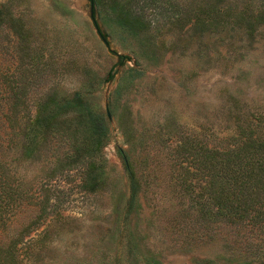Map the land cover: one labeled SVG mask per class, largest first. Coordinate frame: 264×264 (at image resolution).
I'll use <instances>...</instances> for the list:
<instances>
[{
  "label": "rangeland",
  "instance_id": "obj_1",
  "mask_svg": "<svg viewBox=\"0 0 264 264\" xmlns=\"http://www.w3.org/2000/svg\"><path fill=\"white\" fill-rule=\"evenodd\" d=\"M100 1L93 0L95 17L112 49L97 35L88 2L0 0L12 20L0 27V108L9 75L31 113L48 94L79 92L109 129L96 158L101 186L88 191L83 166L65 165L72 151L61 138L60 171L51 175L53 156L19 155L0 123V171L36 194L49 188L60 210L47 246L22 264H264L236 229L198 221L178 185L184 168H193L179 154L182 141L220 145L237 125L264 118V24L250 34L240 26L208 32L167 23L133 35ZM63 119L77 136L75 115ZM120 150L141 184L131 208ZM34 213L30 205L17 208L15 228Z\"/></svg>",
  "mask_w": 264,
  "mask_h": 264
},
{
  "label": "trees",
  "instance_id": "obj_2",
  "mask_svg": "<svg viewBox=\"0 0 264 264\" xmlns=\"http://www.w3.org/2000/svg\"><path fill=\"white\" fill-rule=\"evenodd\" d=\"M194 1L101 0L100 5L133 35L167 23L179 28L189 23L208 32L240 26L250 34L264 24V0H200L201 3L196 0V9H192ZM11 24L10 14L0 4V27H12ZM5 80L8 88L5 106L0 108V123L7 128L5 133L9 134L13 150L26 159L53 156L50 161L54 175L60 171V155L55 151L61 138L72 151L71 157L66 155L65 165H82L86 189L100 188L102 171L96 158L109 138L103 117L79 92L70 97L48 94L31 113L28 104L20 101L25 90L11 76ZM70 114L77 118L73 123L78 128L77 136L71 124L63 119ZM178 151L188 155L193 164V168H184L186 175L180 177L178 185L196 219L210 228L236 229L250 239L248 242L256 252L264 254V118L255 116L250 123L237 125L235 135L223 144L211 141L202 144L192 137L182 141ZM120 156L131 208L138 200L141 184L125 152L120 150ZM50 193L49 188L42 187L36 194L19 179L12 185L7 174L0 171V264H22L23 257L31 258L36 249L47 246L51 227L60 218V210ZM23 204L34 208V217L16 229L12 216Z\"/></svg>",
  "mask_w": 264,
  "mask_h": 264
},
{
  "label": "water",
  "instance_id": "obj_3",
  "mask_svg": "<svg viewBox=\"0 0 264 264\" xmlns=\"http://www.w3.org/2000/svg\"><path fill=\"white\" fill-rule=\"evenodd\" d=\"M80 2H88L89 3V9L87 10V14L90 18V20L93 22L94 24V29L97 33V35L100 37V39L102 40V42L109 48L112 49V45L108 42V40L103 36L102 32H101V29L99 27V24L96 20V17H95V8H94V3L92 0H80ZM106 114H107V117L110 118V115H109V112L107 111L106 109Z\"/></svg>",
  "mask_w": 264,
  "mask_h": 264
}]
</instances>
